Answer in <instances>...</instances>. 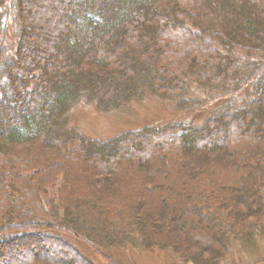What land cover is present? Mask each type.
<instances>
[{
	"label": "trees",
	"instance_id": "trees-1",
	"mask_svg": "<svg viewBox=\"0 0 264 264\" xmlns=\"http://www.w3.org/2000/svg\"><path fill=\"white\" fill-rule=\"evenodd\" d=\"M51 1L0 0V264H95L68 240L106 264L126 245L217 264L230 236L250 244L264 226V0ZM152 71L155 83L139 78ZM153 96L185 112L222 107L199 126L107 139L71 125L81 101L109 113Z\"/></svg>",
	"mask_w": 264,
	"mask_h": 264
},
{
	"label": "rangeland",
	"instance_id": "rangeland-1",
	"mask_svg": "<svg viewBox=\"0 0 264 264\" xmlns=\"http://www.w3.org/2000/svg\"><path fill=\"white\" fill-rule=\"evenodd\" d=\"M13 2L11 5L8 3V6L4 9V32L3 34L1 33V35L7 39L8 48L15 46L19 37V24L18 18L16 16L17 7L15 5V1ZM47 2H49L51 5L53 4L51 0H47ZM37 3L39 4L40 8H43L40 2ZM57 16H59L58 13ZM42 28L48 31V27L46 25L42 26L41 29ZM7 51L8 50L5 49L3 54L7 53L8 59L12 58L14 53L13 49L11 50L12 52ZM7 64L9 65V62ZM4 74L5 73L0 70V86H3L7 82L8 77H3ZM156 77L158 78V75H156L154 71H152V73L149 72L147 75L139 76V78L143 79H153L154 83L156 82ZM254 92V89L249 88L246 90V93L241 92L232 96L230 100H227V105L231 106L230 108H232L230 110L235 111L239 108H242L248 100L255 97ZM163 98L164 97L159 98L157 96L147 97L144 100L140 99L141 101H134L135 103H131L121 110H116L109 113L99 112L94 103L88 104L85 101H81L79 103L80 106H78L72 112L73 122L71 125L76 127L83 135H86L87 137L107 139L123 132L136 130L143 125L160 127L166 124H171L173 121H177L184 122L186 127H190L192 124L199 126L203 124L208 117H211L216 112H218V110L222 107V104L216 105L214 103L212 106L202 109L199 105H196L194 107L197 111H194L192 108L185 112L177 110V107L175 108L174 103L176 102ZM195 98L196 97L194 96L190 99ZM241 191L240 193H242ZM184 192L187 193L188 190H184ZM198 192L199 195L208 196L207 188H200ZM188 195L191 197V194ZM199 203L201 205L198 207H201L204 202ZM256 203L257 202H255V204ZM224 210L225 208L222 207L219 209L220 212ZM90 212L87 211V214H85L84 217L89 220L86 222L92 224L96 221L95 215L97 212L95 213L92 210ZM173 215V212L170 213V218H173L171 217ZM216 216H218V214L214 216L215 220ZM175 217H177V215ZM195 223L198 224L199 221L195 220ZM179 224L183 227V223L179 222ZM182 227L181 230H183ZM177 236L178 235H175L173 237L176 238ZM233 237L234 236H230V255L223 258L221 257L217 264H264V226L255 227L252 236L253 240L250 244L241 242L242 240L239 238V240H235ZM68 241L73 245H76L77 248H79L80 251L95 264H106V259L101 255V251H93L87 247L85 242L78 240H72L73 242L70 240ZM39 252L40 253L38 256H41V251ZM111 254L113 260H116L118 264H189L187 261H183L182 259L179 260L175 252L162 248L156 250H144L138 249L136 246L127 247L126 245V247L116 250ZM59 255H62L61 251L59 252ZM38 256H36V259L40 260L42 257L38 258Z\"/></svg>",
	"mask_w": 264,
	"mask_h": 264
}]
</instances>
